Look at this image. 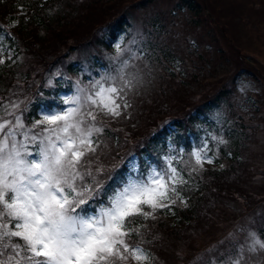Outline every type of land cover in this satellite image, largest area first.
I'll list each match as a JSON object with an SVG mask.
<instances>
[{"label": "snow or ice", "instance_id": "1", "mask_svg": "<svg viewBox=\"0 0 264 264\" xmlns=\"http://www.w3.org/2000/svg\"><path fill=\"white\" fill-rule=\"evenodd\" d=\"M131 83L105 74L27 130L18 116L0 117V264H154L133 237H142L141 218L155 219L178 201L187 206L180 194L187 180L173 166L175 157L111 189L98 178L103 169L92 167L104 131L100 120L119 118L131 107L125 99ZM4 112L14 116L7 106ZM208 151L203 141L190 152L192 171L214 162ZM101 195L106 199L93 205ZM250 235L249 251L264 250V241ZM227 264H244L243 249Z\"/></svg>", "mask_w": 264, "mask_h": 264}, {"label": "rangeland", "instance_id": "2", "mask_svg": "<svg viewBox=\"0 0 264 264\" xmlns=\"http://www.w3.org/2000/svg\"><path fill=\"white\" fill-rule=\"evenodd\" d=\"M178 1L180 0H115L113 2L109 0H76V6L74 5V0H69V3L74 6L73 9H71V7L68 9L63 4H60V8H65L63 13L69 14V11H71V13L66 16L69 18L68 23L72 24L73 27L68 30V28L63 26L61 32H56L51 36L52 45L54 47L60 45L63 41L71 39L72 42L79 39V34L83 32H86L89 38L99 35L95 31L97 27H95V14H98V18L105 16L109 21L117 18H124L128 26L126 35L122 37V40L125 41L124 51L120 52L117 50V54L110 56L104 51L102 61L106 63V68L98 74H95L96 71L94 70L97 66L91 60V53H95L92 44H85L78 50L76 57L78 60L81 59L83 61L82 63L80 62V64H82L83 73L89 75L90 78L88 81H84L82 74L71 75L69 83L71 93L61 94V97L65 98L75 95L78 88L88 90L92 83L100 79L101 76L111 74L109 68L115 63L116 65L113 67L115 75H123L125 80H131L132 82L125 90V99H127L129 103L131 101L133 102V110L136 113H141L144 109V104L141 102L142 99H152V102L146 107L144 114L137 118V120L141 122L140 132L151 135L154 132L149 130L151 125L155 122L149 121L148 118H152L150 113L156 110L160 104L165 103L167 106L174 108L172 112L176 114L180 113V109L184 106V103L193 102L194 99L197 101L206 95H214L220 90L224 81L233 73V71L229 72L230 67L223 71L226 61L229 63H239L240 60L248 62L249 64L244 68L248 71H252L257 82L251 80L249 76L242 74L237 81L238 91L236 90V98L232 100V105L226 113L234 117L237 125L239 124L238 119L240 118H244L247 124H254V143L251 144L249 148L243 147L241 149V157L239 159L242 161V168H247L249 171L254 172L253 174L258 175L256 188L264 194V123L261 124L263 129L259 128L258 131V124L260 123L259 118L262 113L261 121L264 122V41L256 45L252 40L260 35V33L257 32L258 24L264 25V4L259 8L246 10V14L253 20L254 25L250 24L249 27L246 28L242 21L235 19V23L228 29L226 37L221 35L222 37L212 38L210 34L215 35L220 31L219 24L225 25V22L229 21L233 15L241 13L243 3L237 0H212V4L210 0H199L202 8L205 5V9H209L207 13L208 16L202 12L204 19H202L198 25H195L193 20L196 17L186 10L178 15L176 23L172 25L173 19L175 20V18L171 19V13ZM244 2L249 3L250 6L252 4L261 3L259 0H244ZM138 3H140L139 8L135 7ZM215 4H217L218 7H216ZM214 9L216 11H214ZM73 17L75 18L72 19ZM206 18L217 20L208 25L205 20ZM160 23L166 28L164 36L160 33ZM91 26H93V28H91ZM233 37L249 45L253 50L254 57H249L239 52L230 42V39ZM162 41L173 47L179 46L180 50L185 51L190 61L187 65L190 68L191 66L193 67V65L198 66L193 69L197 77L189 83V86L174 84L173 81L170 80L168 86H164L161 92L162 82L160 83L158 79V74L155 72L154 65L150 60L144 59L143 51L147 50V47L144 45L145 43L151 42L155 44ZM114 44H112V46H115L117 49L116 45L119 44L121 46V41ZM187 48L190 49V51H187ZM248 52L250 54L249 49ZM7 55L11 57L13 53L9 52ZM201 55L202 58L198 59L197 57ZM248 58L251 59L252 62L248 61ZM177 66H181L180 63H178ZM199 67L201 70H199ZM121 69L122 72L120 71ZM60 72L63 78L58 82L56 80L57 78H61ZM67 75L68 74L64 71L57 70L54 72L52 71L48 77H37L34 80L36 84L39 85L40 80L44 79L45 84L51 88L55 83L67 81ZM145 80H147L149 84L145 85ZM118 82L123 85V81ZM13 92L14 91H11L10 93ZM8 96L9 102L8 105H6L8 112H15L16 116L20 117L25 125L24 130L30 129L34 122L29 123L26 121L25 117L28 112L19 113V109L24 106V96L19 92L16 96L10 94H8ZM29 97H31V95ZM62 101L63 99L61 102ZM244 102L248 104L245 105ZM251 104L253 107H255V104H258L261 108V114L258 113V115L254 117V115H252L254 109H249L248 113L251 114V116L248 115L246 112ZM12 105H18V107L13 108ZM64 107H67V105H64ZM45 111H48V109L42 108L40 110V118L41 114ZM128 111L129 108L124 110L125 113ZM4 115H6V113ZM153 115L154 114H152V116ZM14 118L15 117H11L9 120H13ZM105 130L104 128L103 133L100 135L104 136L106 139L108 136ZM107 132L111 133L110 130ZM100 135L98 137H100ZM210 137L212 139L213 137L216 138L210 131H206L202 139L207 141L209 149L208 156L214 158L211 153L212 146ZM17 138L22 139L21 136ZM217 139L225 141L223 137H218L213 140L217 142ZM224 145H226V142ZM107 147L108 146H106V148ZM172 151L173 147L171 146V152ZM165 157H175L172 161L173 166L182 170V175L184 176V166L178 167L176 165L177 156L175 152H172L170 155L162 156V165L159 166L157 163H152L148 170L152 167L158 169L163 167ZM134 160H137V158H134ZM192 162L193 165L189 167L191 172L192 167L195 165L194 158ZM101 163H103L102 159L95 160L94 158L92 164L93 170ZM179 163H182V159L179 160ZM209 165L210 164L205 161L202 168L200 166L196 167L205 169L208 168ZM131 166L135 169L134 175L141 174L137 161L132 162ZM102 169L104 173L105 168L102 167ZM250 190L253 192L257 191L255 188ZM180 194L182 196L181 192ZM262 198L264 199V195ZM246 201L249 203H246ZM255 202H258V198L255 199L251 196L249 198L239 199V201H227L225 204L217 206L219 214L216 218L212 219L210 228L200 227L203 222L199 220L193 227L179 231L169 230L168 242L167 236L164 240L166 241V246L170 245L168 253L171 254V257L167 261L164 259L165 261L161 263L213 264V262H215V264H227L230 259L235 258L240 253V250L243 249L244 264H264V250H260L257 246L255 252L249 251V248H251L253 244V237L250 234L255 233L256 236L260 238L258 231L260 228H264V204L259 207L255 206L253 214H251L248 209V206L254 205L253 203ZM157 213H159V211ZM237 215L241 216L240 220H238L239 218L237 219V226L230 227L232 223L234 224L232 220L235 219ZM166 216L167 213H164L163 217ZM166 225L168 227L171 226L168 222ZM174 227L175 226H173V228ZM152 242L153 241H151V243ZM224 259H227V262H224Z\"/></svg>", "mask_w": 264, "mask_h": 264}, {"label": "trees", "instance_id": "3", "mask_svg": "<svg viewBox=\"0 0 264 264\" xmlns=\"http://www.w3.org/2000/svg\"><path fill=\"white\" fill-rule=\"evenodd\" d=\"M56 0H49L47 2L43 1H31V0H0V23L7 25L11 21L16 19V26L12 27V37H6V45L9 48L20 49L21 54L15 58V60L10 59L6 60L4 63H0V117H3L4 106L6 104V99L8 91H15L14 87H19V90L15 92V96L20 90H22V95L25 100L31 95L32 101L26 107L28 114L27 120L30 119L32 122L33 118H38V110L46 100L43 98H37V94L32 90L35 87V84L32 80V77L51 73V71L61 70L69 75H78L82 72V67L80 62L76 57L78 50L85 44H92L93 49L105 46L104 36H110L112 38H117L119 32H121L123 27V20H107V17L98 18V14H95L96 24L95 27L100 25L102 28L98 30L100 35H95L93 38H89L86 32L79 34V39L71 42V39L68 41H63L60 45L53 46L51 36L56 32H61V28L71 29L72 24L68 23L69 18L66 15L69 14L63 13L65 8L55 7L54 3ZM63 4L66 8L73 9L69 3V0H57ZM74 0V5L77 6ZM111 2L115 0H109ZM261 3H256V8H259L264 4V0H259ZM177 5L178 12H184L186 10L192 12L197 18L193 21L195 25H198L201 22V7L197 0H180ZM25 7L27 9L26 15H19V7ZM250 5L243 7L241 13L235 14L231 19L225 22V25L219 24L220 31L215 35L210 34L212 38L226 37L228 29L231 25H234L235 19H239L244 23L246 28L250 24L254 25L253 20L249 15L246 14V10H250ZM73 17L72 19H74ZM8 19L11 21L8 22ZM13 19V20H12ZM125 20V19H124ZM206 23V22H204ZM108 26V29L103 28V25ZM93 28V26H91ZM102 30V31H100ZM257 32L260 33L258 37L253 38L252 40L255 44H259L264 41V25L258 24ZM222 35V36H221ZM227 42V41H226ZM230 42L233 46L239 51L246 55L254 57L253 50L249 45L233 37L230 39ZM228 43V42H227ZM250 50H244L247 48ZM51 48V49H49ZM181 52H177V57H180ZM175 54L164 55V58H167L165 61L159 62V69H165L167 63L171 61ZM91 60L93 63L97 60V56L91 53ZM24 63L22 64V62ZM158 61V59H157ZM103 65V64H100ZM244 65L243 61L236 63L237 68H241ZM99 66V64H98ZM243 68V67H242ZM241 68V69H242ZM240 70V69H239ZM166 72L165 70L162 71ZM167 74V72L165 73ZM61 78H63L62 73L60 72ZM168 77L171 76L174 84L179 83V85L184 86V83L174 77L172 74H167ZM16 80V81H15ZM18 80V81H17ZM15 81V82H14ZM21 81V82H20ZM56 81H61L57 78ZM30 82V83H29ZM21 83H26L24 86ZM59 83H57L58 85ZM28 85V86H27ZM167 87L162 83L161 92L163 87ZM63 87H60L54 94L50 90H44L40 88V92L43 93L44 97H55V100H49L50 105H53L57 101L58 93L63 91ZM33 91V93H32ZM229 90L220 91L217 95H209L208 100H206L202 105H199L197 109L194 108L196 100L193 102H186L184 106L180 109V113H174V108L167 106L165 103L160 104L156 110H153L150 113L152 118H148L149 121L155 122L151 125L150 130L154 133L143 134L140 132L141 122L137 118L144 114L146 107L149 103L152 102V99L142 100L144 104V109L141 113H136L135 111L132 115L126 120L123 117H120L118 120L115 119L118 123L123 125V127L118 129V138L120 140L117 145L114 147V153H117L121 146L122 161L124 160L125 154H129V150L134 149L136 153L147 152L150 155L157 152V147L166 146L165 143L168 139L177 145V147L183 146L186 154H190V147L193 145V142H197L199 139V131L197 132V123L200 120V116H203L204 120H211L213 115L221 110V105L218 106L217 102L223 100V96H228ZM35 94V95H34ZM221 103V102H220ZM193 109H195V114H192ZM152 114H154L152 116ZM177 115H181L178 116ZM163 117V118H162ZM166 117H169L170 121H173L175 118L173 126L176 127V131L170 130L165 125ZM114 125L116 123H113ZM165 125V126H164ZM117 128L116 126H113ZM225 128V127H224ZM111 131V128H109ZM226 135L231 139L230 145H232L236 150L233 152V157L239 156L237 152L240 150L242 143L246 142L247 139L243 138V134L236 132V130H230L225 128ZM116 131V130H115ZM117 132V131H116ZM150 135V136H149ZM116 137V136H115ZM192 139V140H190ZM116 140V139H115ZM140 147V149H139ZM143 147V148H142ZM220 153L226 154L224 147H221L219 150ZM130 155V154H129ZM158 156V154H156ZM128 160V159H127ZM127 174V169L122 167L120 170L115 171L110 175L109 180L106 183V186L111 189L112 187L118 186L122 181L125 180ZM189 184L187 190L189 191L187 197L189 199V205L186 208H178L177 215L179 219L174 220L171 223V226H167L165 222L161 220H155L148 222L145 227L142 229V237L148 236V242L146 247L150 252H152L156 257L155 260L159 258H164L168 260L171 257V254L168 253L169 246H166V241L164 238L167 236V242L169 237V230H183L186 228L193 227L197 221L203 222L200 227L210 228V223L213 218L218 216L217 206L225 204L227 201H239L242 196H256L260 197L264 194L260 191H251L257 187L255 183V174L252 171H249L247 168H242V164H232L226 168L220 170H207L203 173L202 176L193 178H188ZM257 190V189H256ZM243 193V194H240ZM104 198H106L103 195ZM203 216V217H202ZM173 226H175L173 228ZM264 235V231H263ZM140 239L133 237V242ZM151 241H153L151 243ZM143 244V242H141ZM171 244V243H170ZM144 245V244H143Z\"/></svg>", "mask_w": 264, "mask_h": 264}]
</instances>
